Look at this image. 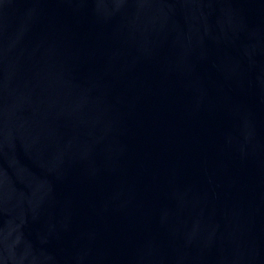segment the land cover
I'll list each match as a JSON object with an SVG mask.
<instances>
[{"label":"water","instance_id":"water-1","mask_svg":"<svg viewBox=\"0 0 264 264\" xmlns=\"http://www.w3.org/2000/svg\"><path fill=\"white\" fill-rule=\"evenodd\" d=\"M0 264H264V0H0Z\"/></svg>","mask_w":264,"mask_h":264}]
</instances>
